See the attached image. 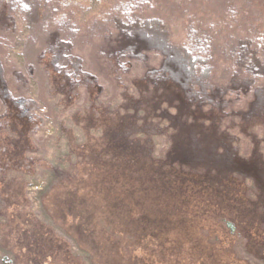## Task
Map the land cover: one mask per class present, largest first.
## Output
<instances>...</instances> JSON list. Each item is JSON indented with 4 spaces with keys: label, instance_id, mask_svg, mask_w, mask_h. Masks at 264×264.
Returning a JSON list of instances; mask_svg holds the SVG:
<instances>
[{
    "label": "trees",
    "instance_id": "trees-1",
    "mask_svg": "<svg viewBox=\"0 0 264 264\" xmlns=\"http://www.w3.org/2000/svg\"><path fill=\"white\" fill-rule=\"evenodd\" d=\"M135 1L149 12L120 9L112 23L121 41L109 56L116 68L147 51L162 60L134 79L136 92L120 106H99L98 75L66 29L40 56L68 106L80 93L92 100L80 116L84 141L62 124L68 149L56 163L35 155L41 117L31 98L14 96L0 54V253L14 254L11 264L20 253L38 264H114V253L125 264H252L249 255L264 264V19L253 22L255 40L236 42L228 58L235 70L219 81L211 36L188 31L177 43L168 29L167 12L202 0ZM237 3L264 11V0ZM252 125L263 137L253 134L244 152L233 129L248 136ZM38 168L50 175L37 192L39 212L28 195Z\"/></svg>",
    "mask_w": 264,
    "mask_h": 264
},
{
    "label": "rangeland",
    "instance_id": "rangeland-1",
    "mask_svg": "<svg viewBox=\"0 0 264 264\" xmlns=\"http://www.w3.org/2000/svg\"><path fill=\"white\" fill-rule=\"evenodd\" d=\"M73 1L0 0V54L5 62L9 60L5 64L8 68L7 78L12 89L16 90L14 96L19 100L31 98L35 102L36 114L42 120L41 126L34 134L37 145L35 155L39 159L45 157L54 163L57 162L59 154L67 152L68 149L67 135L61 129L62 124L64 127L73 128L78 140L84 141L85 134L80 128L83 127L80 116L81 114L84 116L86 108L92 104L88 94L80 93L75 103L68 106L65 95L55 91L51 84L50 75L42 65L40 56L48 47L56 30L63 29L62 36L65 35L64 29L70 33L66 36L71 35L74 52L82 55L84 66L98 75L96 99L101 103L99 106L110 108L120 106L124 102L126 91L136 92L133 87L134 79L141 76L149 65H158L162 60L160 54L147 51L145 59L124 57L116 68V64L109 56L121 41L120 33L113 26V17L120 14V9H127L130 3L135 10L134 13L140 15L143 10H147L144 9L145 4L142 6L135 0L124 1L125 5L122 4L124 3L122 0H76L72 5ZM166 4L168 1L163 2V5ZM247 4L252 5L251 2ZM123 15L122 18H126V13ZM167 15L170 19H167L171 27H168L170 35L177 43L179 40L185 43L188 41L185 40L188 31L196 33L195 38L201 37L199 33L203 34V37L211 36L210 49L207 44L205 46L214 52L212 54L210 51L209 54L216 53L215 77L219 81L227 80L235 70L228 58L236 56L233 50L236 42L245 37L255 40L258 30L254 29L253 22L260 18L264 19V11H245L238 5L237 0H202L194 8H180L172 12L170 10ZM224 19L234 21V27L232 28L226 21L223 24ZM192 20L196 22L192 23ZM64 22L69 30L64 27ZM110 30L113 31L109 33ZM134 38L139 41L138 37ZM102 46L106 51H103ZM233 131L240 136L244 152L250 151L254 140L253 134L259 138L263 137L259 125H252L247 131L248 136L238 129L234 128ZM165 145V139L159 138L158 151ZM261 147L264 149V142H261ZM49 178V173L40 169L39 173L30 179L28 195L37 212L41 209L37 192ZM80 252L81 250H78L75 253ZM99 252L94 250L95 255ZM114 255H117L111 258L114 264H125V259L121 257L123 254ZM17 256L19 264L21 261L25 264H38L34 262V255L20 253ZM12 259L14 254L0 253V264H11ZM248 259L252 264H263L250 255ZM47 260L51 261L49 257ZM55 264L63 263L59 261ZM87 264H90L89 260Z\"/></svg>",
    "mask_w": 264,
    "mask_h": 264
}]
</instances>
